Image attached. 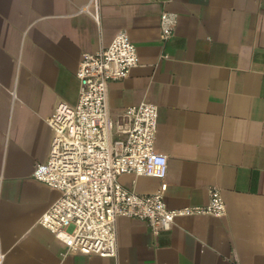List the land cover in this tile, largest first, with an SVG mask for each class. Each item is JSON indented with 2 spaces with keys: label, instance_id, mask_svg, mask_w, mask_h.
<instances>
[{
  "label": "crops",
  "instance_id": "0c3cea01",
  "mask_svg": "<svg viewBox=\"0 0 264 264\" xmlns=\"http://www.w3.org/2000/svg\"><path fill=\"white\" fill-rule=\"evenodd\" d=\"M0 0V264H264V0ZM164 13L177 18L161 37ZM140 63L109 83L111 116L159 105L156 149L164 179L125 173L140 193L168 183L169 207L207 204L219 186L227 214L186 215L155 234L118 218L117 256L75 252L39 223L60 191L33 176L47 160L56 105L76 104L84 52L120 30Z\"/></svg>",
  "mask_w": 264,
  "mask_h": 264
},
{
  "label": "built area",
  "instance_id": "2783aa9c",
  "mask_svg": "<svg viewBox=\"0 0 264 264\" xmlns=\"http://www.w3.org/2000/svg\"><path fill=\"white\" fill-rule=\"evenodd\" d=\"M78 12L99 20L100 1L90 0ZM176 24L174 14L162 15L163 40L174 34ZM139 63L137 45L127 30H120L109 46L83 53L77 103L59 102L47 119L53 130L50 153L35 166L33 176L60 191L39 223L64 243L63 256L75 252L117 256L120 216L146 220L158 234L180 216L227 214L216 185L209 188L207 204L171 208L165 200L167 182L153 193L137 192L121 182L125 173L164 179L168 172V156L155 146L159 105L143 100L117 118L110 113V81L127 77ZM2 259L1 254L0 263Z\"/></svg>",
  "mask_w": 264,
  "mask_h": 264
}]
</instances>
